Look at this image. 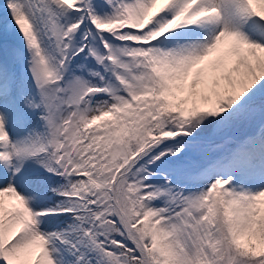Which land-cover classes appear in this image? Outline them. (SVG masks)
Masks as SVG:
<instances>
[{
	"label": "snow or ice",
	"instance_id": "snow-or-ice-1",
	"mask_svg": "<svg viewBox=\"0 0 264 264\" xmlns=\"http://www.w3.org/2000/svg\"><path fill=\"white\" fill-rule=\"evenodd\" d=\"M0 264H264V0H3Z\"/></svg>",
	"mask_w": 264,
	"mask_h": 264
},
{
	"label": "bare ground",
	"instance_id": "bare-ground-1",
	"mask_svg": "<svg viewBox=\"0 0 264 264\" xmlns=\"http://www.w3.org/2000/svg\"><path fill=\"white\" fill-rule=\"evenodd\" d=\"M3 3V0H0V4H2Z\"/></svg>",
	"mask_w": 264,
	"mask_h": 264
},
{
	"label": "rangeland",
	"instance_id": "rangeland-1",
	"mask_svg": "<svg viewBox=\"0 0 264 264\" xmlns=\"http://www.w3.org/2000/svg\"><path fill=\"white\" fill-rule=\"evenodd\" d=\"M243 131V130H242Z\"/></svg>",
	"mask_w": 264,
	"mask_h": 264
}]
</instances>
